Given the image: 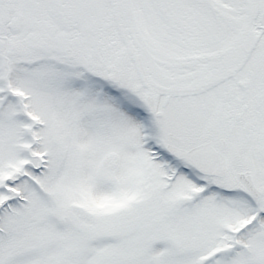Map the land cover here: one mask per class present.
<instances>
[{"label": "snow or ice", "instance_id": "snow-or-ice-1", "mask_svg": "<svg viewBox=\"0 0 264 264\" xmlns=\"http://www.w3.org/2000/svg\"><path fill=\"white\" fill-rule=\"evenodd\" d=\"M0 264H264V0H0Z\"/></svg>", "mask_w": 264, "mask_h": 264}]
</instances>
